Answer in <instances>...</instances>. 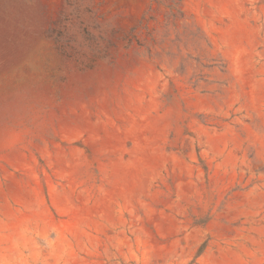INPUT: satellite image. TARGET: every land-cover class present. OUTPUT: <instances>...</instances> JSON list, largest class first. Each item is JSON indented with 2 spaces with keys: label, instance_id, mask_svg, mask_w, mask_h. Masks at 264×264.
Masks as SVG:
<instances>
[{
  "label": "rangeland",
  "instance_id": "rangeland-1",
  "mask_svg": "<svg viewBox=\"0 0 264 264\" xmlns=\"http://www.w3.org/2000/svg\"><path fill=\"white\" fill-rule=\"evenodd\" d=\"M0 264H264V0H0Z\"/></svg>",
  "mask_w": 264,
  "mask_h": 264
}]
</instances>
